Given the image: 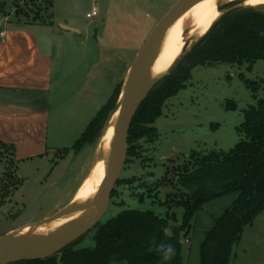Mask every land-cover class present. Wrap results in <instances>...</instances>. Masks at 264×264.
<instances>
[{
  "label": "rangeland",
  "instance_id": "374dc122",
  "mask_svg": "<svg viewBox=\"0 0 264 264\" xmlns=\"http://www.w3.org/2000/svg\"><path fill=\"white\" fill-rule=\"evenodd\" d=\"M60 1V17L68 18V11H72L75 19L72 23L77 29L90 37L92 42L96 37L99 38L100 45L93 43L96 49L99 50V46L103 49L105 46L102 45L108 42L112 47H119L124 55L127 54L129 62L133 63L136 50H141L144 46L153 26L179 0H97L100 13L93 20L86 18L93 0ZM49 3V0H0V24L8 15H12L13 21H33L39 10L40 20L47 21L53 15ZM246 7L241 2H233L223 5L220 10L222 16L232 9L264 11V6ZM25 14L28 16L25 17ZM120 41L125 45L121 46ZM78 53L79 51L75 52L72 59L67 55L64 63L70 67L72 60L75 62L81 57ZM55 57L57 60L58 54ZM93 57L98 65L99 53L95 51ZM100 61L106 62V59L101 57ZM66 67H56L57 75L62 74L61 77L65 80V88H80L83 79L73 77ZM79 67L81 72L87 68L82 62ZM246 82L254 84L256 91L248 87ZM113 89L114 83L111 84L110 81H105L104 84L98 82L95 86L97 94L94 95L96 109L106 103ZM71 97L69 91L62 94V101L69 104V109L73 102ZM263 98L264 61L256 63L251 71L246 65L224 63L195 68L186 88L166 102L162 116L155 123L159 132L158 140L139 142L138 156L127 158L108 211L99 225L126 210L153 212L165 218L169 209L164 203L173 189L162 185L157 193L150 194L142 183L152 184L165 180L168 169L172 171L193 153L205 156L213 152L231 151L242 139L238 129L244 122L243 112ZM55 118L56 115L52 112L50 130L60 126L53 124ZM103 130L94 143L87 145L79 153L70 152L64 157L61 155L64 148L57 151L55 147H50L49 152L42 157L30 156V152L23 151L18 154L15 152L11 157L0 149V183L7 179L10 181L0 204V237L26 227L28 229L24 232L31 230L34 228L32 225L56 215L72 203L94 164ZM64 145L67 147V144ZM237 197V193H231L217 198L205 204L196 214L190 233L181 238L183 264H200L203 241L213 228L215 220L225 213ZM172 213L175 214L176 221L171 222L170 227L180 226L184 210L175 208ZM94 233L95 230H91L73 248L80 250L94 247ZM232 264H264V211L251 225L245 227L241 241L234 249Z\"/></svg>",
  "mask_w": 264,
  "mask_h": 264
},
{
  "label": "trees",
  "instance_id": "16d2710c",
  "mask_svg": "<svg viewBox=\"0 0 264 264\" xmlns=\"http://www.w3.org/2000/svg\"><path fill=\"white\" fill-rule=\"evenodd\" d=\"M49 8L52 9L51 3ZM40 18L41 10L32 22L45 21ZM259 61H264V11L229 10L149 92L132 122L127 158L138 156L139 142L158 140L155 123L162 116L166 102L186 88L195 68L224 63L246 65L251 71ZM246 84L256 91L254 84ZM122 86L116 87L75 144L60 151L62 157L70 152L79 153L98 139L116 106ZM243 116L244 122L238 129L242 139L231 151L205 156L193 153L172 171L168 169L165 180L142 183L150 194L157 193L162 185L173 189L164 203L169 209L165 218L153 212L126 210L94 227L92 248L75 250L73 246L80 239L47 260L14 264H183L181 238L190 233L196 214L208 202L237 193L234 203L215 220L200 251V264H232L234 249L245 227L264 211V98L245 110ZM0 149L6 155H15V147L11 145L0 142ZM7 176L9 178L10 174ZM9 183L8 179L0 183V204ZM175 208H182L184 214L181 225L171 228V222L176 221L172 213ZM162 243L171 244L176 250L167 261L157 251Z\"/></svg>",
  "mask_w": 264,
  "mask_h": 264
},
{
  "label": "crops",
  "instance_id": "0c3cea01",
  "mask_svg": "<svg viewBox=\"0 0 264 264\" xmlns=\"http://www.w3.org/2000/svg\"><path fill=\"white\" fill-rule=\"evenodd\" d=\"M49 1L53 15L47 21H13L12 15H8L0 24V34H5L4 42L0 38V142L15 147L17 154L23 151L42 157L50 147L57 151L71 148L116 87L123 84L132 63L127 54L108 42L102 45L103 49L100 46L96 49V45H100L99 38L92 42L72 23L75 22L72 11H68V18H61L58 14L61 1ZM120 42L121 46L125 45ZM77 51L81 57L75 62L72 60L73 64L68 67L64 63L66 56L72 59ZM95 51L100 60L104 57L106 62L99 60L97 65L93 57ZM55 54L59 56L57 60ZM81 62L87 67L84 72L79 67ZM56 67H66L73 77H81V87L65 88V80L62 74L57 75ZM105 81L114 83V89L106 103L96 109L95 86ZM65 91L72 94L70 109L69 104L62 101ZM52 112L56 115L53 124L60 126L50 130Z\"/></svg>",
  "mask_w": 264,
  "mask_h": 264
},
{
  "label": "water",
  "instance_id": "95a60500",
  "mask_svg": "<svg viewBox=\"0 0 264 264\" xmlns=\"http://www.w3.org/2000/svg\"><path fill=\"white\" fill-rule=\"evenodd\" d=\"M202 1L204 0H179L155 26L130 66L116 106L105 125V128L109 126L114 115L119 110L115 138L107 162V175L99 190V199L94 204L80 208L77 212V219L64 225L58 233L52 236L40 237L31 233L23 234L24 228L16 233L0 237V264H14L26 260H47L52 258L82 239L100 222L108 211L113 191L123 172L128 154L129 132L139 108L152 88L162 78L167 76L188 53L189 48L198 43L206 34L194 40L190 45L187 42V48L184 49L182 56L173 64L169 71L155 82L150 83L147 79V74L161 41L169 28L179 18ZM70 205L56 215L31 227L47 225L60 219Z\"/></svg>",
  "mask_w": 264,
  "mask_h": 264
},
{
  "label": "bare ground",
  "instance_id": "6f19581e",
  "mask_svg": "<svg viewBox=\"0 0 264 264\" xmlns=\"http://www.w3.org/2000/svg\"><path fill=\"white\" fill-rule=\"evenodd\" d=\"M233 2H241L244 6L251 8L264 6V0H204L200 2L179 18L164 35L147 74L149 82H155L164 76L182 56L184 49L187 48V42L190 45L197 38L207 34L222 16L221 7ZM119 113L118 110L109 126L105 128L97 147L94 164L61 218L24 232L28 229L27 227L23 230V234L31 233L40 237L52 236L58 233L64 225L76 220L80 208L94 204L99 199V190L107 175V162L115 138Z\"/></svg>",
  "mask_w": 264,
  "mask_h": 264
},
{
  "label": "clouds",
  "instance_id": "9594fccd",
  "mask_svg": "<svg viewBox=\"0 0 264 264\" xmlns=\"http://www.w3.org/2000/svg\"><path fill=\"white\" fill-rule=\"evenodd\" d=\"M165 231L167 232L168 230L165 229ZM157 251L167 261L175 255L176 250L171 244L162 243L157 246Z\"/></svg>",
  "mask_w": 264,
  "mask_h": 264
},
{
  "label": "built area",
  "instance_id": "2783aa9c",
  "mask_svg": "<svg viewBox=\"0 0 264 264\" xmlns=\"http://www.w3.org/2000/svg\"><path fill=\"white\" fill-rule=\"evenodd\" d=\"M97 2H98L97 0H94V4H93L90 12H88L86 14V18L88 20H93V19H95L96 17L99 16V13L100 12H99V7H98V3ZM0 38H1V41L4 42L5 41V34L4 33H1L0 34ZM186 243H189V240H186Z\"/></svg>",
  "mask_w": 264,
  "mask_h": 264
}]
</instances>
